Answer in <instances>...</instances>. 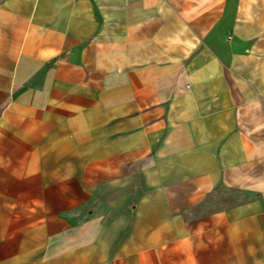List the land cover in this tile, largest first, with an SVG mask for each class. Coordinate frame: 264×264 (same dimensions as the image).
<instances>
[{"label":"crops","instance_id":"1","mask_svg":"<svg viewBox=\"0 0 264 264\" xmlns=\"http://www.w3.org/2000/svg\"><path fill=\"white\" fill-rule=\"evenodd\" d=\"M0 264H264V0H0Z\"/></svg>","mask_w":264,"mask_h":264}]
</instances>
